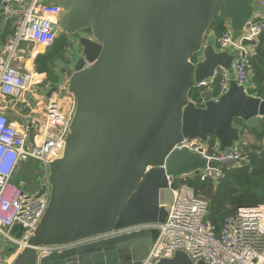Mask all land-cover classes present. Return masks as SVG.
Masks as SVG:
<instances>
[{
  "label": "water",
  "instance_id": "1",
  "mask_svg": "<svg viewBox=\"0 0 264 264\" xmlns=\"http://www.w3.org/2000/svg\"><path fill=\"white\" fill-rule=\"evenodd\" d=\"M45 3L59 7L60 30L78 51L67 78L75 107L48 162V206L12 264H141L157 229L48 255H40L38 247L161 224L174 181L207 170L217 177L224 164L204 157L201 149L177 146L193 138L206 144L213 137L218 152L232 150L243 141L242 124L256 128L264 118V100L234 80L239 55L234 44L248 34L246 22L261 9L254 0ZM216 17L229 30L224 47L210 32ZM217 69L227 72V88L217 99L205 93L197 105L190 93L196 84L211 82ZM56 90L51 85L46 96ZM13 248L7 243L0 255L9 256ZM157 264L193 263L176 252Z\"/></svg>",
  "mask_w": 264,
  "mask_h": 264
},
{
  "label": "built area",
  "instance_id": "2",
  "mask_svg": "<svg viewBox=\"0 0 264 264\" xmlns=\"http://www.w3.org/2000/svg\"><path fill=\"white\" fill-rule=\"evenodd\" d=\"M261 9L260 14L246 22L248 34L241 37L234 48L239 52L234 63V80L237 84L248 82L249 58L256 50L258 35L264 31V0H254ZM59 7L45 3V0H0V17L11 22L13 35L5 44H0V249L12 243L14 248L9 256L0 255V264H12L20 249L41 220L49 202L48 162L60 146L75 107V99L67 91V79L57 85V90L47 99L40 112L33 109L24 112L28 100L36 105L39 101L28 97L37 89L48 86L45 74L33 66L18 65L23 59L17 55L18 45L25 43L29 53L34 45L45 51L63 40L58 23ZM216 39L218 47L226 46L229 30ZM30 56V54H29ZM27 56V58L29 57ZM38 57V56H37ZM16 59L18 63H13ZM24 63V62H23ZM89 64L86 63L85 67ZM219 81V92L213 95L212 84ZM228 74L223 69L214 71L209 83L200 82L194 90L200 94L196 104L202 105V97L209 92L213 99L227 88ZM53 85V84H51ZM264 100V93L259 96ZM18 102V108L12 104ZM10 109V111H9ZM15 116L18 118L16 119ZM178 148L185 147L215 160L219 164H238L242 161V151L238 147L218 152L216 143L212 151L209 141L203 144L198 138L185 140ZM34 160L40 164L44 179L34 192L22 188L15 178L21 167ZM201 179L211 177L210 170L199 174ZM221 171H217V177ZM22 184V185H21ZM42 193L38 195L41 191ZM173 198L167 209L166 220L161 224H140L91 236L82 240L57 246L38 247L40 255L61 252L65 249L120 236L143 229H157L158 234L141 264H157L176 252H183L193 264H264V205L239 206L234 214L227 216L217 235L206 221L208 203L195 195L186 185L172 186ZM16 227L15 234L11 229ZM20 232V236H16Z\"/></svg>",
  "mask_w": 264,
  "mask_h": 264
},
{
  "label": "trees",
  "instance_id": "3",
  "mask_svg": "<svg viewBox=\"0 0 264 264\" xmlns=\"http://www.w3.org/2000/svg\"><path fill=\"white\" fill-rule=\"evenodd\" d=\"M226 30L225 21L219 17H216L210 26V32L215 38L221 36ZM13 33L11 22L4 21L0 17V44H5ZM258 43L261 44L259 51L255 50L248 62L250 71L248 83L251 85L248 87V92L260 96L264 93V31L258 35L257 45ZM51 80L56 81L57 78L50 76L43 84ZM212 88L213 95L218 94L219 81L217 79L213 81ZM190 97L199 101V91L193 90ZM235 124L242 123L235 120ZM248 134L252 138H249ZM242 137L243 141L237 146L242 151V161L233 165L226 164L220 169L219 177L201 179L199 173H196L192 177L173 182V186L179 184L190 186L197 197L207 201L205 219L217 235L220 233L224 219L234 214L239 206L264 205V118L260 119L259 126L256 128L242 124ZM214 144L215 140L211 137L209 148L212 151H214ZM20 173V176L15 178V182L22 183V188H25L24 179L27 178L28 172Z\"/></svg>",
  "mask_w": 264,
  "mask_h": 264
},
{
  "label": "flooded vegetation",
  "instance_id": "4",
  "mask_svg": "<svg viewBox=\"0 0 264 264\" xmlns=\"http://www.w3.org/2000/svg\"><path fill=\"white\" fill-rule=\"evenodd\" d=\"M77 52L75 42L64 34L63 40L55 42L53 47L45 50L39 57V61L43 65L41 69L45 74V78L54 76L59 83V76L70 73V63Z\"/></svg>",
  "mask_w": 264,
  "mask_h": 264
},
{
  "label": "rangeland",
  "instance_id": "5",
  "mask_svg": "<svg viewBox=\"0 0 264 264\" xmlns=\"http://www.w3.org/2000/svg\"><path fill=\"white\" fill-rule=\"evenodd\" d=\"M17 55H22V56L29 55V46H27L25 43L19 44L18 50H17ZM29 60H31V58ZM39 60H40L39 57L35 58L33 60V64L36 66L37 70L42 71L41 68L43 65ZM30 62H28V64H30ZM13 63H16V59H13ZM69 75H70V73L66 74V75H61L58 78L63 80V78L65 77V79H67ZM59 83H62V82H59ZM248 86H251L250 83H248ZM12 106L15 108V106L13 104H12ZM248 137L252 138L249 134H248ZM22 171L28 172V176L26 173L27 178L24 179V187L26 188V190L28 192H34L35 188H37L39 186L40 181L42 182L44 179L43 178L44 174H43L42 168H40V164L38 166V163L36 161L30 160L28 163L24 164L23 168L20 171H18V173L16 174V178L18 175L20 176V174H21L20 172H22ZM18 180H20V179H18ZM2 243L3 242L0 241V245Z\"/></svg>",
  "mask_w": 264,
  "mask_h": 264
},
{
  "label": "crops",
  "instance_id": "6",
  "mask_svg": "<svg viewBox=\"0 0 264 264\" xmlns=\"http://www.w3.org/2000/svg\"><path fill=\"white\" fill-rule=\"evenodd\" d=\"M37 47H38L37 45H34V48L32 49V52L29 53L30 56L27 55V56H29L28 58H27V56L20 55L21 57H23V59L20 60L19 63L16 61V63H18V65H20V66L21 65H25L27 68H31L32 66L36 68V66L33 64V60L35 58H37V56L40 57L43 54V52H44V50L42 48H40V47H38L39 48V51H38ZM30 58H31V60H29ZM28 62H30V64H28ZM63 79L65 80V77ZM51 82L53 83V85L58 83V81H53V80H51ZM52 83H50L48 86H44L41 89H37V91L34 92V93H29L28 97H31V98H33L35 100H38L39 103H38V105H36V103H34L32 100L29 99L28 100L29 106L24 109V112H28L30 110L32 111L33 109H35L36 111L40 112V110L47 103L48 97L46 96V93L48 92L49 87L51 86ZM18 104H19L18 102H14L13 103L15 108H18ZM9 111H10V109H9ZM15 118L18 119L16 116H15Z\"/></svg>",
  "mask_w": 264,
  "mask_h": 264
},
{
  "label": "bare ground",
  "instance_id": "7",
  "mask_svg": "<svg viewBox=\"0 0 264 264\" xmlns=\"http://www.w3.org/2000/svg\"><path fill=\"white\" fill-rule=\"evenodd\" d=\"M38 46V45H37ZM38 47H40V48H42L41 46H38ZM37 47V50L39 51V48Z\"/></svg>",
  "mask_w": 264,
  "mask_h": 264
}]
</instances>
